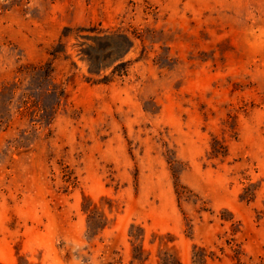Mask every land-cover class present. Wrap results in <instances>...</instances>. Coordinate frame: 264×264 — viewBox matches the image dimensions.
I'll return each mask as SVG.
<instances>
[{"label":"rangeland","instance_id":"1","mask_svg":"<svg viewBox=\"0 0 264 264\" xmlns=\"http://www.w3.org/2000/svg\"><path fill=\"white\" fill-rule=\"evenodd\" d=\"M262 209L264 0H0V264H264Z\"/></svg>","mask_w":264,"mask_h":264},{"label":"trees","instance_id":"2","mask_svg":"<svg viewBox=\"0 0 264 264\" xmlns=\"http://www.w3.org/2000/svg\"><path fill=\"white\" fill-rule=\"evenodd\" d=\"M116 38H121L125 42V45H114L113 41ZM93 39L94 41H96V44L89 46L88 48L89 51L87 54H88L90 69L96 72H100L104 67L107 66L108 62L106 61V58L109 59L115 56L114 59H118L124 53H126L130 49V47L134 44L130 36L125 33L105 34L103 36H95L93 37ZM101 41H105V42L99 43ZM59 52L60 51L54 50L52 53L54 54V56H58ZM106 53L109 54L108 57L107 55H105ZM118 66L115 67V70L113 72L117 70L118 74L120 75L124 74L122 73L123 71H121L120 68H124L125 62L120 63ZM103 80L110 81L108 79V76H105ZM260 211L264 213V209ZM134 236L139 238L140 235L134 234ZM136 256L137 255H134V257ZM162 264H166V263L164 262ZM177 264H180V261L177 260Z\"/></svg>","mask_w":264,"mask_h":264}]
</instances>
